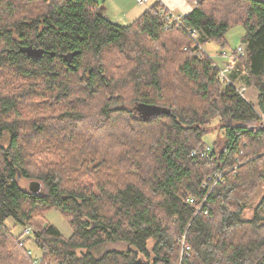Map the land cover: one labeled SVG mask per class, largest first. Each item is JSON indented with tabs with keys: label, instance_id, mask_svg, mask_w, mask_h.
Wrapping results in <instances>:
<instances>
[{
	"label": "trees",
	"instance_id": "trees-1",
	"mask_svg": "<svg viewBox=\"0 0 264 264\" xmlns=\"http://www.w3.org/2000/svg\"><path fill=\"white\" fill-rule=\"evenodd\" d=\"M157 7L123 27L101 16L94 0H25L20 9L0 0V78L12 80L0 91V264H264V193L243 217L264 182V154L257 156L264 151V0H201L182 19L199 32L196 42L184 29L164 30ZM230 26L245 30L236 72L258 91L259 112L234 88L222 89L199 52L209 42L224 49ZM165 89L174 97L161 106ZM68 99L87 113L68 108ZM117 104L129 108L111 109ZM146 107L159 111L146 115ZM118 118L125 119L118 133L128 137L112 152L97 128ZM76 123L81 137L72 135ZM150 128L159 132L148 138ZM205 136H213L208 159L192 155ZM29 159L38 168L29 169ZM216 174L222 179L212 187ZM32 178L46 195L21 189ZM52 209L70 225V238L47 222L31 230ZM116 242L125 249L94 256Z\"/></svg>",
	"mask_w": 264,
	"mask_h": 264
},
{
	"label": "rangeland",
	"instance_id": "rangeland-1",
	"mask_svg": "<svg viewBox=\"0 0 264 264\" xmlns=\"http://www.w3.org/2000/svg\"><path fill=\"white\" fill-rule=\"evenodd\" d=\"M12 1H14L16 8L20 9L24 5V1L25 0H12ZM29 1L32 4H34V0H29ZM200 1L201 0H198L197 3H199ZM226 1L227 0H225V1L218 0V2H226ZM211 2H213V0H210V3ZM35 6H36V4H35ZM206 6H208L207 3H206ZM213 6H214V10L215 11H216V8L220 7V6L218 7V4H216V3ZM225 12L224 11H219L217 14H220L219 16H222V18L223 17H227V16H224V15H227ZM244 34H245V30H244L243 27H241V26H232L231 27L230 26L229 30L227 31V33L225 35L226 41H227L228 50H230L229 48H237L238 45H239V42H241V37H243ZM201 46H203V45H201ZM212 47L213 46H212L211 42H209V43H207L206 45L203 46V50H205V52L207 53V52H209V49H211ZM217 48L218 47H215V50H217ZM200 51L202 52L203 56H205V54L203 53L202 49L199 48V52ZM11 81L12 80L8 76H3L2 78H0V91L8 92L6 90V88H7L8 84H9V82H11ZM220 86H221L222 89L225 88V86L223 84H221V83H220ZM35 90H37L39 92V90L37 88H35ZM165 90H166L167 93H165V94L163 93L160 96V98H159V104L161 106H162V104L164 102H166V101L170 100L172 97H174L172 95V93L168 92L169 89L168 90L165 89ZM14 93L23 94V95H26V96H28L30 98H33V100H35L34 99L35 96L33 94H29L27 89H25V88H17V89L14 90ZM0 94H2V93L0 92ZM95 97L96 96H94V98ZM94 98H85V99L86 100H92ZM67 101H68V108L77 110L76 112L81 110L82 112L87 113L84 109H88V107H85V106L84 107H79L77 104L71 102V99H68ZM49 103L53 104V102L51 101V98L49 99ZM73 105H75L76 107L72 108ZM98 107H95V108H98ZM121 107L125 108L127 106L126 105L125 106H120V104H117V105L111 107V109H113V108H118L119 109ZM127 108H129V107H127ZM27 110H30L29 106H26L25 112ZM44 110L50 111V112L54 113V115H56L58 113V112H53L50 109V107H46V108H44ZM172 110L175 111L176 108L173 107ZM23 111H20V114H22ZM143 111H144V113L146 115H149V114L155 112L156 108H153V107L152 108H148V107H146V108L143 109ZM134 113L139 115V113L137 111H135ZM23 116H21L20 118H22ZM124 120L125 119L118 118L114 122V127L110 128V129H108V127L106 128V126L97 128V130L102 134V136L101 135L100 136L98 135V136L103 138L104 140H106L105 146H106L107 150H110V151L114 152V148L116 147V150H117V147L120 146V144L123 142V140L126 139V137H128V135L126 133H124V134L118 133L119 131L123 130L122 128L124 126ZM254 124L257 125V126L259 125V123H254ZM75 125H76V130L77 131L73 132L72 135L73 136H77V137H81V135L79 133V129L81 128V124L80 123H76ZM23 128H24V126H22V128H20V130H19L20 134L25 132V129L23 130ZM156 132H159V130H155V128H150L148 131H146L148 138L152 137ZM62 135H65V133L62 134ZM9 138L10 137H9L8 133H5V135H4L3 139H2V144L4 146H7L9 144ZM25 139L29 142V139H27V138H23V141H25ZM134 140H135V138H134ZM203 140H204L205 146L197 148L195 150H201V149H204L207 146L211 147L212 141H213V136H205ZM118 141H120V142L117 145ZM83 144L84 143H80V142L77 143L78 146H82ZM64 146H66V145H64ZM84 148H87V147H84ZM48 151L51 152V153L54 152L53 150H48ZM263 154H264V151L261 152L257 156L261 157ZM111 157H113V156H111ZM122 157H124V155ZM112 164H113V168L116 170V167H117L116 161L113 160ZM26 166L29 169H31V170H34V168H38V165H36V163H34L32 159H29V163L26 164ZM106 175L109 178L110 177V172L106 173ZM118 177L119 176L116 174V178H118ZM114 178H115V176L113 175L112 179H114ZM31 182H38L40 184V191L38 192V194L46 195L47 189H46L45 185L43 184V182L40 181V180H37V179H33V178L32 179L22 180L20 182L21 189L27 191L28 190V186H29V184ZM263 193H264V182L261 184V188L259 189V191L257 193H254V190L252 189L251 196H250V198L248 200V207L249 208L244 210V214H243L244 218H250L251 217V215L253 213V209H251V208L255 206V204L259 201V199H261V196L263 195ZM46 222L51 224V225H53L54 227H56L65 239L70 238V236L72 235V229H71L70 225L63 218L62 213L59 212L58 210H55V209H52V210L48 211L44 215L43 218L37 219L35 221L34 225L30 226V228H31L32 231H34L35 229L37 230V228L42 227L43 223L45 224ZM7 224H9V223H7ZM176 239H178V238H176ZM180 240L181 239H178V241H180ZM27 248H28L29 252L32 253V255L41 257L42 254L40 252H38L35 249V247L31 245V243L27 244ZM124 249H125V244H122L120 242L107 243V244L102 246L100 251H95V252H93V254H94V256H98L101 253L106 252V251H122ZM76 253H77L78 256L80 255V251H77ZM181 255H182V253L180 251L179 257ZM41 264H55V263L52 260H50V259H46Z\"/></svg>",
	"mask_w": 264,
	"mask_h": 264
},
{
	"label": "crops",
	"instance_id": "crops-1",
	"mask_svg": "<svg viewBox=\"0 0 264 264\" xmlns=\"http://www.w3.org/2000/svg\"><path fill=\"white\" fill-rule=\"evenodd\" d=\"M97 4L98 13L103 16L107 17L111 20L114 24L119 26L127 27L130 26L133 22L139 19L151 6L155 3L158 5H164L168 9L172 10L176 14H181L183 16L189 15L195 6L197 5L198 0H147L146 3H139L138 0H94ZM158 8V7H157ZM245 35V34H244ZM243 35V37H244ZM241 37V39L243 38ZM207 44V43H206ZM205 44V45H206ZM212 48L209 49V52H205L203 50V46L201 49L203 53L209 58L211 63H215L217 66L222 67L229 63L228 59H223L220 57L221 52L233 53L236 56V61L234 62V70L231 73L230 77L233 81L234 86L237 89L244 88L243 99L252 106V108L259 112L258 109V91L249 84L246 83V73L240 72V68L237 69L239 60L245 57V46L241 42L237 48H229L227 46L222 49L218 44L211 42ZM215 45V46H214ZM215 47H218L215 50ZM242 48L244 50V54L240 55L238 53V49ZM239 87V88H238ZM259 114L260 122L264 125V115Z\"/></svg>",
	"mask_w": 264,
	"mask_h": 264
},
{
	"label": "built area",
	"instance_id": "built-area-1",
	"mask_svg": "<svg viewBox=\"0 0 264 264\" xmlns=\"http://www.w3.org/2000/svg\"><path fill=\"white\" fill-rule=\"evenodd\" d=\"M139 3H146L147 0H138ZM158 17L161 19L162 22V26L164 30H170L172 27L176 26L177 28H181L184 29L187 33V35L189 36V38L193 41L196 42L198 37H199V32L197 30H189V29H185L182 26V19H183V15L181 14H176L174 13L172 10L168 9L167 7H165L164 5H160L157 10H156ZM199 48L201 49V47L199 46ZM238 53L240 55L244 54V50L242 48L238 49ZM202 54V52L200 53ZM220 57H222L223 59H228L229 63L226 65H223L222 67L217 66L215 63L212 64V67L217 71V77H218V81L223 84L225 87H232L235 89V91L241 96L243 97V93H244V88L241 89H237L234 84L233 81L231 80V73L234 70V62L236 61V56L233 53H227V52H221L219 53ZM211 152V148L209 146L205 147L204 149L201 150H194L192 151V155L194 156H201L203 158L208 159L209 158V153ZM241 163L238 162V165H240ZM221 174H216L214 177H210L209 180L212 182V187L216 184L217 181L221 180L222 178ZM205 200L202 201L201 205L204 203ZM190 203H193V199H191L189 201ZM30 233V229H24L23 230V234L21 236L20 239V244H24L25 242V237L27 235H29ZM180 242L182 243V252L184 253H188L189 248L185 246L184 244V237H182V239L180 240ZM35 263V262H34ZM37 263V262H36Z\"/></svg>",
	"mask_w": 264,
	"mask_h": 264
},
{
	"label": "water",
	"instance_id": "water-1",
	"mask_svg": "<svg viewBox=\"0 0 264 264\" xmlns=\"http://www.w3.org/2000/svg\"><path fill=\"white\" fill-rule=\"evenodd\" d=\"M159 111L158 109H156ZM40 191V184L38 182H31L28 186V192L32 194H38Z\"/></svg>",
	"mask_w": 264,
	"mask_h": 264
}]
</instances>
